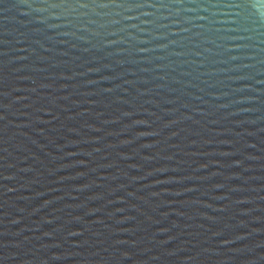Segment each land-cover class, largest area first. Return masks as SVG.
Listing matches in <instances>:
<instances>
[{
    "label": "water",
    "instance_id": "water-1",
    "mask_svg": "<svg viewBox=\"0 0 264 264\" xmlns=\"http://www.w3.org/2000/svg\"><path fill=\"white\" fill-rule=\"evenodd\" d=\"M0 264H264V0H0Z\"/></svg>",
    "mask_w": 264,
    "mask_h": 264
}]
</instances>
